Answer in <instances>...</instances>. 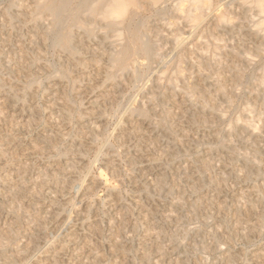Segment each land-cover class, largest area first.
Here are the masks:
<instances>
[{"label": "rangeland", "instance_id": "rangeland-1", "mask_svg": "<svg viewBox=\"0 0 264 264\" xmlns=\"http://www.w3.org/2000/svg\"><path fill=\"white\" fill-rule=\"evenodd\" d=\"M35 1L0 0V264H264V38L253 30L256 7L214 0L218 8L194 30L175 11L186 0H166L164 14L147 13L158 62L142 60L140 83L130 74L113 83L105 76L114 48L102 31L91 39L77 32L72 58L55 46L51 19L34 13ZM217 13L229 20L220 23ZM180 30L184 48L174 44ZM142 106L154 113L148 121L135 110ZM247 121L261 134L251 137Z\"/></svg>", "mask_w": 264, "mask_h": 264}, {"label": "bare ground", "instance_id": "bare-ground-1", "mask_svg": "<svg viewBox=\"0 0 264 264\" xmlns=\"http://www.w3.org/2000/svg\"><path fill=\"white\" fill-rule=\"evenodd\" d=\"M171 1V0H170ZM221 1V0H220ZM226 0H224V2H225ZM232 1V0H231ZM243 0H241V3H243L242 2ZM249 1V3H246V2H248ZM246 0V1H244L245 2V6H247L246 4H253L252 6L253 7H256V11H258V13L259 14H261V15H258V16H261L260 18L258 17V16H255V17H258L259 19H257L255 22H254V24H252L254 27L253 28H255V29H253V30H256L255 31V35H259V36H262L263 38H264V0ZM176 2H177V0H176ZM217 2V1H216ZM216 2L214 3V0H186V1H181V2H179V3H177L176 5H177V10H175L176 12L177 11H179L180 13H178V14H180L181 15V18H183L184 20H186L188 23H190V25L191 26H189L188 27V25L186 26L187 27V29L188 28H192V29H194V30H196V29H198L199 28V26L201 25V23L203 22V19L205 18V17H207V15L209 14V13H212V12H214V9L216 10V8H218V7H216V8H214V6L216 5ZM228 2V1H227ZM165 3H167L166 2V0H36L35 1V4H34V13H37V14H46L47 16H49L50 17V19L51 20H49V21H51V25H52V31L53 32H51V33H54V36H53V38H54V44H55V46L57 47V48H59V50L61 49L62 50V52H65V54L67 53V54H69L70 56H72V58L73 57H76V55H77V50H76V48H75V43L78 41L77 40V38L75 37L76 36V33L77 32H81V33H83V35L84 36H87V37H90V39H91V37H95L96 36V34H98V32L99 31H102V33H103V35L105 36L104 38H103V40L104 39H109V43H110V45L114 48V50H113V52H111L110 50H108V52H111V53H106L107 54V58H108V60L110 61V64H111V70L106 74V80L107 81H109V80H112L113 81V83H116L115 82V80L118 78V77H123L124 75H126V74H130L131 76H132V78L134 79V82H141V80H142V78L144 77V68L146 67V65L144 64V63H142V60L144 59V60H146V62L147 61H156L159 57H160V47H159V39H158V41H152L153 39L151 38H149V27H148V21H147V13L148 12H152V11H155V12H157L158 13V15L159 16H161L160 14H164L165 13V8H166V6H165ZM217 3H219V2H217ZM20 4V3H19ZM24 4V3H23ZM30 4V3H29ZM28 4V5H29ZM174 4V3H173ZM220 4V3H219ZM223 4H226V2L225 3H223ZM222 4V5H223ZM230 4V3H229ZM13 5V4H12ZM31 5V4H30ZM221 5V6H222ZM227 5V4H226ZM234 4H233V2H232V6H233ZM243 5V4H242ZM18 6V5H17ZM21 7H22V3H21V5H20ZM23 6H27V4H24ZM171 6V5H170ZM250 6V5H249ZM249 6H247V8H249V9H251ZM165 7V8H164ZM173 7V6H172ZM252 7V8H253ZM19 8V7H18ZM25 8V7H24ZM231 8V7H230ZM17 9V8H16ZM30 9V8H29ZM33 9V8H32ZM172 9V8H171ZM173 9H175V8H173ZM212 9H213V11H212ZM226 9V8H225ZM9 10V9H8ZM22 10H24V9H22ZM26 10V9H25ZM220 10V9H219ZM253 10V9H252ZM18 11V10H17ZM20 11V10H19ZM19 11H18V13H19ZM29 11H31V10H29ZM221 11V10H220ZM219 11V12H220ZM255 11V12H256ZM25 12V11H24ZM28 12V11H27ZM218 12V13H219ZM230 12V11H229ZM254 12V13H255ZM5 13V12H4ZM22 13V12H21ZM153 13V12H152ZM151 13V14H152ZM218 13H217V15H215L216 17H217V19L220 21V23L221 22H227L229 19H228V16H226L224 13H222V14H220V15H218ZM221 13V12H220ZM226 13V12H225ZM250 13V12H249ZM6 14V13H5ZM10 14V13H9ZM213 14V13H212ZM216 14V13H215ZM251 14H252V11H251ZM257 14V13H256ZM26 15H30V13L29 14H26ZM34 15V14H33ZM41 15H39V17L41 16ZM12 16V15H11ZM19 16H20V14H19ZM25 15H23V18L22 19H24L25 17H24ZM32 16V15H31ZM43 16V15H42ZM46 16V17H47ZM212 16V15H211ZM27 17V16H26ZM153 17V16H152ZM11 18V17H10ZM32 18V17H31ZM47 19H48V17H47ZM149 19H150V16H149ZM254 19V18H253ZM25 21H26V19H24ZM27 20H29V19H27ZM31 20H33V19H31ZM35 20V19H34ZM39 20V19H38ZM43 20V19H42ZM255 20V19H254ZM13 21V20H12ZM36 21V20H35ZM35 21L33 22V21H31V22H33V23H35ZM150 22V21H149ZM157 22V21H156ZM155 22V23H156ZM162 22V21H161ZM206 22V21H205ZM217 22V21H216ZM24 23V22H23ZM39 23V22H38ZM43 23H45V22H43ZM163 23H164V21H163ZM178 23V22H177ZM176 23V24H177ZM219 23V22H218ZM250 23H251V21H250ZM3 24H5L4 22H3ZM6 24H10V23H6ZM40 24V23H39ZM45 24H47V23H45ZM181 24H184V22L182 23L181 22ZM178 25H180V22L178 23ZM205 25V24H204ZM251 25V26H252ZM9 26V25H8ZM36 26H38V25H36ZM163 26V25H162ZM170 27L172 26V25H169ZM173 26H174V24H173ZM250 26V27H251ZM6 27V26H5ZM41 27H43V26H41ZM45 27V26H44ZM100 29L98 32H97V29L98 28ZM38 28H40V27H38ZM177 28H178V26H177ZM205 28V27H204ZM252 28V27H251ZM45 29H47V27L45 28ZM169 29V28H168ZM175 29V28H174ZM174 29H172L171 28V30L173 31ZM179 29V28H178ZM183 29H184V27H183ZM202 29V28H201ZM50 30H51V28H50ZM151 30V29H150ZM182 30V29H181ZM180 30V33H177V34H175V40H174V44H176V46H178V47H181V46H183L185 43H186V41H187V39L184 37V33L183 34H181V31ZM194 30H193V32H194ZM48 31H49V29H48ZM179 31V30H178ZM184 31V30H183ZM189 31V30H188ZM46 32V31H45ZM167 32V31H166ZM175 32H177V31H175ZM175 32H171V33H175ZM251 32V31H250ZM253 32V31H252ZM38 33V32H37ZM35 34V35H39V34ZM43 33V32H42ZM101 33V32H100ZM192 32H189V34H191ZM254 33V32H253ZM109 34H113V37H112V35H110V38H106V37H109ZM164 34H165V32H164ZM170 34V33H169ZM189 34H187V36L189 35ZM237 34V33H236ZM251 34V33H250ZM48 34L46 33V36H47ZM78 35V34H77ZM81 34H79L78 36H80ZM171 35V34H170ZM183 35V36H182ZM254 35V34H253ZM40 36V35H39ZM41 36H43V34L41 35ZM51 36V37H52ZM83 36V37H84ZM167 36V35H166ZM186 36V37H187ZM191 36H192V34H191ZM202 36V35H201ZM204 36V35H203ZM45 37V36H44ZM99 37V36H98ZM111 37H112V40H111ZM158 37V36H157ZM172 37H174L173 36V34H172ZM172 37H170L171 39H172ZM253 37V36H252ZM42 38V37H41ZM100 38V37H99ZM167 38H169V37H167ZM259 38H261V37H259ZM34 39V38H33ZM39 39V38H38ZM44 39V38H43ZM45 39H46V37H45ZM80 39V38H79ZM85 39V38H84ZM87 39V38H86ZM94 38H92V40H93ZM102 39V38H101ZM189 39V38H188ZM262 39V38H261ZM161 40V39H160ZM198 40H200V39H198ZM36 41H37V37H36ZM43 41V40H42ZM45 41V40H44ZM95 41H96V39H95ZM99 41V40H98ZM101 41V40H100ZM161 41H163V40H161ZM168 41H170L169 39H168ZM239 41V40H238ZM34 42V41H33ZM48 42V41H47ZM79 42V41H78ZM97 42V41H96ZM172 42V41H171ZM219 42V41H218ZM38 43H39V41H38ZM80 43H84V42H80ZM102 43V42H101ZM108 43V44H109ZM162 43V42H161ZM169 43V42H168ZM188 43V42H187ZM197 43H199V42H197ZM90 44V43H89ZM100 44V43H99ZM107 44V43H106ZM208 44V43H207ZM263 43H261V45H262ZM82 45V44H81ZM94 45V44H93ZM92 45V46H93ZM104 45V44H103ZM102 45V46H103ZM192 45V44H191ZM217 45V44H216ZM89 45L87 44V47H88ZM97 46V45H96ZM106 46V45H105ZM108 46V45H107ZM11 47V46H10ZM51 47V46H50ZM55 47V48H56ZM83 47H85L84 45H83ZM101 47V46H100ZM215 47V46H214ZM263 47V46H262ZM44 48V47H43ZM77 48H78V46H77ZM86 48V47H85ZM84 48V49H85ZM89 48V47H88ZM94 50H95V48L94 47H92ZM109 48V47H108ZM112 48V49H113ZM177 48V47H176ZM183 48H184V46H183ZM216 48V47H215ZM14 49V48H13ZM83 49V48H82ZM87 49V48H86ZM90 49V48H89ZM101 49V48H100ZM102 49H104V48H102ZM218 49V48H217ZM222 49V48H221ZM58 50V51H59ZM79 50H81V49H79ZM92 50V49H91ZM90 50V51H91ZM105 51H106V48L104 49ZM183 50V49H182ZM57 51V52H58ZM82 51V50H81ZM86 51V50H85ZM84 51V52H85ZM162 51V50H161ZM214 51H218V50H214ZM60 52V51H59ZM89 52V51H88ZM93 52V51H92ZM185 52V53H184ZM219 52V51H218ZM90 53V52H89ZM183 53L184 54H188L186 51H183ZM62 54V53H61ZM64 54V55H65ZM79 54V53H78ZM86 54V52L84 53V56H86L85 55ZM90 54H92V53H90ZM98 54V53H97ZM1 55V54H0ZM51 55V54H50ZM101 56H102V54H100ZM103 55H105L104 53H103ZM68 56V55H67ZM69 56V57H70ZM78 56V55H77ZM92 56H94V55H92ZM95 56H96V54H95ZM94 56V57H95ZM101 56H100V58H101ZM164 56V55H163ZM180 56V55H179ZM178 56V57H179ZM34 57V56H33ZM83 57V56H82ZM94 57H92V58H94ZM97 57V56H96ZM96 57H95V59H96ZM162 57V56H161ZM181 57V56H180ZM1 58H2V55H1ZM77 58V57H76ZM75 58V59H76ZM99 58V57H98ZM104 59H105V56L103 57ZM106 58V59H107ZM214 58V57H213ZM5 59V58H4ZM21 59V58H20ZM30 59V58H29ZM40 58H38V60H39ZM67 59V58H66ZM69 59H71V58H69ZM90 59H91V57H90ZM180 59V58H179ZM184 59V58H183ZM72 60V59H71ZM79 60V59H78ZM89 60V59H88ZM92 60V59H91ZM94 60V59H93ZM92 60V61H93ZM97 60V59H96ZM95 60V61H96ZM100 60V62H101V60L102 59H99ZM98 60V61H99ZM166 60V59H165ZM1 61V60H0ZM11 61L12 60H10V63H11ZM33 61V60H32ZM35 61V60H34ZM75 61V60H74ZM73 61V62H74ZM85 61V60H84ZM102 61H104V60H102ZM181 61V60H180ZM183 61V60H182ZM78 62V61H77ZM83 62V61H82ZM82 62H80V64L82 63ZM86 62V61H85ZM105 62H106V60H105ZM156 62H158V61H156ZM176 62V61H175ZM178 62V61H177ZM1 63V62H0ZM7 63V62H6ZM19 63H21V62H19ZM38 63V62H37ZM76 63V62H75ZM87 63V62H86ZM154 63V62H153ZM164 63V62H163ZM170 63V62H169ZM180 64H181V62H179ZM264 63V62H263ZM15 64V63H14ZM34 64V63H33ZM70 64V63H69ZM79 64V65H80ZM84 64V63H83ZM109 64V63H108ZM150 64V63H149ZM152 64V63H151ZM178 64V63H177ZM16 65V64H15ZM85 66H87V64H84ZM90 65V64H89ZM175 65V64H174ZM0 66H2V65H0ZM21 66V65H20ZM23 66V65H22ZM25 66V65H24ZM32 66V65H31ZM72 66V65H71ZM93 66V65H92ZM103 66V65H102ZM101 66V67H102ZM169 66V65H168ZM27 67V66H26ZM75 67H79V66H76L75 65ZM67 68H68V66H67ZM96 68V67H95ZM105 68V67H104ZM147 68V67H146ZM166 68H168V67H166ZM173 68V67H172ZM178 68V69H177ZM182 67L180 66L179 67V65L177 66L176 65V69L178 70L177 72H179V74H177V75H179V76H184V75H181L182 74V69H181ZM21 69H22V67H21ZM24 69H25V67H24ZM27 69V68H26ZM66 69V68H65ZM98 69H100L99 67L97 68V70ZM162 69V68H161ZM180 69V70H179ZM20 70V69H19ZM80 70V69H79ZM86 70V69H85ZM166 70V69H165ZM24 71V70H23ZM98 71H101V70H98ZM97 71V72H98ZM106 71H108L107 69H106ZM167 71V70H166ZM202 71V70H201ZM66 72V71H65ZM64 72V73H65ZM67 72H68V70H67ZM66 72V73H67ZM69 72H70V70H69ZM185 72V71H184ZM58 73V72H57ZM102 73V72H101ZM103 73H106V72H104V70H103ZM22 74V73H21ZM89 75V74H88ZM146 75V74H145ZM29 76V75H28ZM53 76V75H52ZM62 76H64V75H62ZM87 76V75H86ZM86 76H84V77H86ZM100 76H101V74H100ZM174 75H172V79H174V77H173ZM187 76V75H186ZM30 77V76H29ZM32 77V76H31ZM30 77V78H31ZM92 76H90V78H91ZM95 77V76H94ZM98 77H99V75H98ZM104 77V76H103ZM127 77V76H126ZM146 77V76H145ZM162 76H160V78H161ZM167 77V76H166ZM18 78V77H17ZM50 78V77H49ZM61 78V77H60ZM63 78H65V77H63ZM66 78H67V76H66ZM96 78H97V75H96ZM150 78V77H149ZM163 78V77H162ZM169 78V77H168ZM171 78V77H170ZM169 78V79H170ZM175 78H177L176 77V74H175ZM2 79H3V77H2ZM1 79V80H2ZM44 79V78H43ZM58 79V78H57ZM88 79V78H87ZM98 80H99V78H97ZM124 79H125V77H124ZM145 79V78H144ZM178 79V78H177ZM176 79V80H177ZM31 80V79H30ZM69 80V79H68ZM102 80V79H101ZM105 80V79H104ZM118 80V79H117ZM148 80V79H147ZM163 80V79H162ZM162 80L160 79V81L162 82ZM168 80V79H167ZM175 80V79H174ZM4 81V80H3ZM7 81V80H6ZM10 81V80H9ZM26 81V80H25ZM33 82H35L34 80H32ZM31 81V82H32ZM39 81V80H38ZM87 81V80H86ZM121 81V80H120ZM119 81V82H120ZM165 81V80H164ZM163 81V82H164ZM30 82V83H31ZM54 82V81H53ZM59 82V81H58ZM74 82V81H73ZM99 82H100V80H99ZM123 82V81H122ZM139 82V83H140ZM156 82V81H155ZM176 82V81H175ZM7 82H5V83H3V84H6ZM8 83H10V82H8ZM101 83H102V81H101ZM126 83V82H125ZM125 83H124V85H123V88H124V86H126L125 85ZM145 83V82H144ZM157 83V82H156ZM165 83H166V81H165ZM169 83V85H170V82H168ZM174 83V82H173ZM173 83H172V85H173ZM178 83V82H177ZM186 83V82H185ZM2 84V83H1ZM0 84V85H1ZM32 84V83H31ZM103 84H104V81H103ZM106 84H107V82H106ZM179 84V83H178ZM10 85V84H9ZM12 85V84H11ZM28 85V84H27ZM33 85V84H32ZM164 85V84H163ZM4 86V85H3ZM25 86V85H24ZM34 86V85H33ZM112 86V85H111ZM114 86V85H113ZM116 86V85H115ZM114 86V87H115ZM142 86V85H141ZM144 86V85H143ZM156 86H157V84H156ZM156 86H155V88H156ZM179 87H180V85H178ZM192 86H194V85H192ZM137 87V86H136ZM158 87V86H157ZM170 87V86H169ZM178 87V88H179ZM3 88V87H2ZM10 88H11V86H10ZM26 88V87H25ZM94 88V87H93ZM118 88V87H117ZM116 88V89H117ZM122 88V87H121ZM177 88V87H176ZM194 88V87H193ZM193 88H191V89H193ZM196 88V87H195ZM14 89V88H13ZM24 89V88H23ZM112 89V88H111ZM142 89V88H141ZM161 89V88H160ZM28 90V89H27ZM121 90V89H120ZM189 90V89H188ZM194 90V89H193ZM18 91V90H17ZM16 91V92H17ZM31 91V90H30ZM108 91H109V89H108ZM107 91V92H108ZM140 91H142V90H140ZM64 92V91H63ZM110 92V91H109ZM112 92H113V89H112ZM157 92V91H156ZM155 92V93H156ZM188 92V91H187ZM186 92V93H187ZM191 92H194V91H191ZM191 92H190V94H191ZM27 93V92H26ZM139 93V92H138ZM163 93V92H162ZM170 93H172V92H170ZM109 94V93H108ZM150 94V93H149ZM152 94V93H151ZM173 94V93H172ZM188 94V93H187ZM13 95H15V92L13 93ZM16 95H17V93H16ZM23 95V94H22ZM104 95H105V93H104ZM103 95V96H104ZM107 95V94H106ZM110 95V94H109ZM115 95V94H114ZM165 96L167 95V94H164ZM120 96V95H119ZM154 96V95H153ZM168 97H170L169 95H167ZM14 97V96H13ZM69 97V96H68ZM107 97V96H106ZM116 97H117V94H116ZM151 97V96H150ZM155 97V96H154ZM164 97V96H163ZM167 97V98H168ZM98 98V97H97ZM110 98V97H109ZM113 98H115V96H113ZM119 98V97H118ZM157 98V97H156ZM191 98V97H190ZM32 99V98H31ZM71 99V98H70ZM106 99H108V98H106ZM149 99V98H148ZM151 99V98H150ZM162 99H164V98H162ZM169 99V98H168ZM173 99V98H172ZM197 99V98H196ZM98 100V99H97ZM97 100L95 99L94 101L95 102H97ZM101 100H103V99H101ZM115 100V99H114ZM12 101V100H11ZM30 101V100H29ZM91 101H93V100H91ZM90 101V102H91ZM113 101V100H112ZM117 101V100H116ZM115 101V102H116ZM162 101H165V100H162ZM167 101H170V100H167ZM196 101V100H195ZM149 102V101H148ZM154 102V101H153ZM205 102V101H204ZM62 103V102H61ZM99 103H103V102H99ZM106 103V102H105ZM113 103V102H112ZM64 104H66V103H64ZM63 104V105H64ZM118 104H119V102H118ZM127 104V103H126ZM129 104V103H128ZM153 104V103H152ZM152 104H151V106H152ZM181 104V103H180ZM67 105V104H66ZM101 105V104H100ZM99 105V106H100ZM104 105H106V104H104ZM145 105H147L146 103H145ZM144 105V106H145ZM149 105V104H148ZM179 105V104H178ZM65 106V105H64ZM92 106H94V105H92ZM96 106V105H95ZM99 106H97L98 108H99ZM103 106V105H102ZM144 106H142L141 108H140V110L139 109H135L136 111L138 110L139 112H138V114L140 115V117L144 120V121H148V119H149V112H148V108L146 107V108H144ZM151 106H149V107H151ZM155 107H157V105H154ZM153 106V107H154ZM67 107V108H66ZM68 107L69 106H65V109L67 110L68 109ZM101 107V106H100ZM154 107V108H155ZM91 108V107H90ZM96 108V107H95ZM152 108V107H151ZM126 109H128V107L126 108ZM185 109V108H184ZM78 110V109H77ZM93 110V109H92ZM114 110V109H113ZM116 110V109H115ZM131 110V109H130ZM165 110V109H164ZM81 111V110H80ZM95 111V110H94ZM93 111V112H94ZM153 111V110H152ZM155 111H156V109H155ZM166 111V110H165ZM97 112H99V109H98V111ZM102 111H101V109H100V113H101ZM167 112V111H166ZM166 112H164V113H166ZM175 112V111H174ZM66 113V112H65ZM90 114H91V112H89ZM96 113V112H95ZM103 113V112H102ZM115 113V112H114ZM136 113V112H135ZM150 113H151V111H150ZM163 113V112H162ZM162 113H161V115H162ZM170 112H168V114H169ZM172 113V112H171ZM81 114H83V113H81ZM85 114H86V112H85ZM89 114V115H90ZM93 114V113H92ZM124 114V113H123ZM131 114H132V111H131ZM130 114V115H131ZM154 113H152L151 114V116L153 117L154 115H153ZM63 115V114H62ZM95 115V114H94ZM98 115H100V114H98ZM98 115H96V116H98ZM101 115H103V114H101ZM164 115V114H163ZM165 115H167V114H165ZM174 115V114H173ZM172 115V116H173ZM68 115H66L65 117H67ZM80 116V115H79ZM132 116H134V115H132ZM131 116V117H132ZM150 116V117H151ZM169 116H171V115H169ZM60 116H58V118H59ZM93 117V116H92ZM167 117H168V115H167ZM69 118V117H68ZM68 118H66V119H68ZM82 118V117H81ZM81 118H80V120H81ZM86 118V117H85ZM160 118V117H159ZM170 118V117H169ZM238 118V117H237ZM236 118V119H237ZM242 118V117H241ZM254 118V117H253ZM60 119V121L62 120V116H61V118H59ZM65 119V118H64ZM170 119H172V118H170ZM169 119V120H170ZM263 119H264V117H263ZM96 120V119H95ZM153 120V119H152ZM240 120V119H239ZM60 121H58V122H60ZM64 121V120H63ZM155 122V124H158L159 123V121L157 122V121H154ZM157 122V123H156ZM237 122V121H236ZM239 122V121H238ZM237 122V123H238ZM259 122V121H258ZM240 123V122H239ZM245 123V122H244ZM247 123H248V121H247ZM60 124V123H59ZM159 124H161V123H159ZM249 124V123H248ZM251 124V125H250ZM250 124H249V129L250 128H252V135H251V137H253V135L255 134V133H260V131H257V129L259 128V127H257L258 125H256V124H254L253 125V123H251L250 122ZM258 124V123H257ZM19 125H22V124H19ZM26 125H28V124H26ZM55 125H57V124H55ZM99 125V124H98ZM165 125V124H164ZM167 125V124H166ZM254 127H253V126ZM131 126V125H130ZM158 126V125H157ZM159 126H161V125H159ZM163 126V125H162ZM169 126V125H168ZM167 126V127H168ZM19 127V126H18ZM21 127V126H20ZM25 127V126H24ZM24 127H21V129H23ZM100 127L101 126H99V129H100ZM231 127V126H230ZM256 127V128H255ZM98 128V127H97ZM102 128V127H101ZM130 128V127H129ZM159 128V127H158ZM163 128V127H162ZM170 128H171V126H170ZM232 128H233V126H232ZM96 129V128H95ZM135 129V128H134ZM167 129V128H166ZM102 130V129H101ZM231 130V129H230ZM259 130V129H258ZM92 131H93V129H92ZM95 132H96V130H94ZM139 131V130H138ZM142 130H140L139 131V133L141 132ZM148 131V130H147ZM257 131V132H256ZM94 132V133H95ZM133 132H135V133H137V130H135V131H133ZM264 132V131H263ZM62 133V132H61ZM134 133V134H135ZM142 133V132H141ZM140 133V134H141ZM72 134V133H71ZM139 134V135H140ZM157 134V133H156ZM261 134V133H260ZM23 135V134H22ZM64 135H66V134H64ZM137 135H138V133H137ZM264 135V134H263ZM53 136V135H52ZM58 135H56V137H57ZM141 136V135H140ZM49 137L50 136H48V139H49ZM257 137H259V136H257ZM54 138H55V135H54ZM40 139V138H39ZM56 139V138H55ZM62 139V138H61ZM70 139V138H69ZM90 139V138H89ZM2 141V140H1ZM46 141H48V140H46ZM52 140H50V142H51ZM23 142V141H22ZM53 142V141H52ZM49 143V142H48ZM47 143V144H48ZM146 143V142H145ZM51 144V143H50ZM49 145V144H48ZM154 145V144H153ZM40 146V145H39ZM50 146V145H49ZM39 148V147H38ZM57 148V147H56ZM154 148V147H153ZM2 148H0V150H1ZM3 150V149H2ZM4 150H6V149H4ZM161 150V149H160ZM26 151V150H25ZM38 151V150H37ZM43 151V150H42ZM59 151V150H58ZM3 154H5V152L3 151V153H2V155ZM34 154V153H33ZM53 154V153H52ZM118 155V154H117ZM119 156V155H118ZM71 165V164H70ZM82 168V167H81ZM9 169V168H8ZM33 169V168H32ZM87 170V169H86ZM71 171V170H70ZM73 171V170H72ZM71 171V172H72ZM88 171V170H87ZM75 173V172H74ZM54 175H56V174H54ZM42 176V175H41ZM40 176V177H41ZM44 176H46V175H44ZM43 177V176H42ZM47 177V176H46ZM54 177V176H53ZM56 177V176H55ZM55 177L53 178V179H55ZM57 177H58V175H57ZM43 178H45V177H43ZM42 179V178H41ZM48 179V177L46 178V180ZM51 179V178H50ZM56 179H58V178H56ZM55 179V180H56ZM62 179V178H61ZM146 179V178H145ZM43 180V179H42ZM52 180V179H51ZM54 180V181H55ZM60 180V179H59ZM44 181V180H43ZM49 181V180H48ZM58 181V180H57ZM49 183V182H48ZM54 183V182H53ZM68 183V182H67ZM27 184V183H26ZM59 184V183H58ZM18 185H20V184H18ZM55 185V184H54ZM53 185V186H54ZM23 186V185H22ZM57 186V185H56ZM50 188V187H49ZM66 189V188H65ZM16 192V191H15ZM44 192V191H43ZM42 192V193H43ZM20 196V195H19ZM75 204V203H74ZM13 205V204H12ZM72 206H73V204H72ZM11 207V206H10ZM13 207V206H12ZM30 207V206H29ZM12 209V208H11ZM14 210V209H13ZM40 210V209H39ZM87 210V209H86ZM44 213V212H43ZM172 213H174V212H172ZM44 216V215H43ZM172 216V215H171ZM167 217H169L168 215H167ZM167 217H165V218H167ZM50 218V217H49ZM67 218V217H66ZM10 219V218H9ZM46 219V218H45ZM51 220V219H50ZM167 220V219H166ZM42 221V220H41ZM168 221H170V220H168ZM64 223V222H63ZM42 224V223H41ZM154 224V223H153ZM64 225V224H63ZM120 226V225H119ZM10 228V227H9ZM83 228V227H82ZM94 229V228H93ZM250 229H252V227L250 228ZM255 229V228H254ZM7 231V230H6ZM121 231V230H120ZM216 231V230H215ZM248 231V230H247ZM251 231V230H250ZM8 232V231H7ZM10 232V231H9ZM249 232V231H248ZM4 233V232H3ZM2 232H1V234H3ZM250 233V232H249ZM249 233H247V234H249ZM0 234V235H1ZM157 234V233H156ZM8 236V235H7ZM6 236V237H7ZM10 236V235H9ZM155 236H157V235H155ZM244 236H247V235H244ZM1 237V236H0ZM108 237V236H107ZM8 238V237H7ZM31 238H33V236L31 237ZM36 238V240H37V237H35ZM158 238V237H157ZM160 238V237H159ZM247 238V237H246ZM34 239V238H33ZM39 239H41L40 237H39ZM6 241H7V239H5ZM12 240V239H11ZM31 240V239H30ZM35 240V241H36ZM70 240V239H69ZM74 240V239H73ZM2 241H4V240H2ZM34 241V240H33ZM71 241V240H70ZM118 241V240H117ZM1 242V241H0ZM29 242H31V241H29ZM38 242V241H37ZM68 242V241H67ZM66 242V243H67ZM2 245H3V243H1ZM5 245H6V243H4ZM31 244V243H30ZM47 244V243H46ZM70 244V243H69ZM123 244V243H122ZM150 244V243H149ZM5 245H3V246H5ZM28 245V244H27ZM32 245V244H31ZM114 245H116V244H114ZM114 245H113V247H114ZM133 245V244H132ZM175 245V244H174ZM1 246V245H0ZM33 246V245H32ZM65 246V245H64ZM70 246V245H69ZM124 246V245H123ZM158 246V245H157ZM6 247V246H5ZM28 247H30V245L28 246ZM94 247V246H93ZM117 247V246H116ZM160 247V246H159ZM158 247V248H159ZM1 248V247H0ZM4 248V247H3ZM152 247L150 246V248H148V250L149 249H151ZM173 248V247H172ZM125 249V248H124ZM124 249H123V247H122V250H123V252H125L124 251ZM154 249V248H153ZM156 249H157V247H156ZM155 249V250H156ZM165 249V248H164ZM1 250V249H0ZM6 250V249H5ZM29 250V249H28ZM127 250V249H126ZM146 250V249H145ZM152 250V249H151ZM151 250H149V251H151ZM154 250V251H155ZM3 251V250H2ZM128 251V250H127ZM147 251V250H146ZM163 251V250H162ZM171 251V250H170ZM155 252H157V250L155 251ZM166 252V251H165ZM168 252V251H167ZM15 253V252H14ZM13 253V254H14ZM17 253V252H16ZM19 253H21V252H19ZM144 253V252H143ZM149 253V252H148ZM150 253H153V250L150 252ZM159 253V252H158ZM2 254H3V252H2ZM5 254V253H4ZM23 254H24V252H23ZM154 254H156V253H154ZM159 254H161V256L160 257H165V255L164 256H162L163 254L162 253H159ZM9 255V254H8ZM18 255V254H17ZM146 257H148L147 256V252H146ZM144 254H143V256H145ZM172 255V254H171ZM13 257H15L14 255H12ZM3 257V256H2ZM7 257V256H6ZM10 257V256H9ZM8 257V258H9ZM19 257H21L20 256V254H19ZM18 257V258H19ZM23 257V256H22ZM26 257V256H25ZM91 257H93V256H91ZM159 257V256H158ZM228 257V256H227ZM1 258V257H0ZM7 258V259H8ZM88 258V257H87ZM93 258H96V257H93ZM98 258V257H97ZM124 258V257H123ZM136 258V257H135ZM157 258V257H156ZM5 259V258H4ZM4 259H3V261H4ZM7 259H5V260H7ZM92 259V258H91ZM147 259V258H146ZM145 259V260H146ZM164 259V258H163ZM10 260V259H9ZM17 260V259H16ZM89 260V259H88ZM158 260V259H157ZM8 261V260H7ZM86 261H87V259H86ZM9 262V261H8ZM68 262V261H67ZM88 263L90 262V261H87ZM94 262V261H93ZM167 262H168V260H167ZM170 262V261H169ZM7 262H5V264H6ZM80 263V262H79ZM91 264H92V261L90 262ZM89 263V264H90ZM162 263V262H161ZM160 263V264H161ZM10 264H12L11 262H10ZM157 264H159L158 263V261H157ZM180 264V263H179Z\"/></svg>", "mask_w": 264, "mask_h": 264}]
</instances>
